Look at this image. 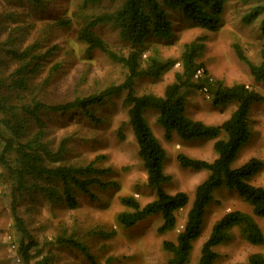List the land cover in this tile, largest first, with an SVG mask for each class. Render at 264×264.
Returning a JSON list of instances; mask_svg holds the SVG:
<instances>
[{"label": "rangeland", "instance_id": "374dc122", "mask_svg": "<svg viewBox=\"0 0 264 264\" xmlns=\"http://www.w3.org/2000/svg\"><path fill=\"white\" fill-rule=\"evenodd\" d=\"M15 1L0 0V48L23 49L37 42L40 53H43L56 45V49L44 57L38 72L29 81L24 97L31 95L47 104L63 103L122 82L125 69L97 50L86 52V46L76 38L75 22L63 28L50 27L53 18L76 6L80 0H44L41 6L17 5ZM251 2L227 0L222 26L212 32L190 25V21L177 11H169L173 24L172 36L164 40L148 38L144 42L146 50L140 64L144 66L143 59L153 54L161 59L174 60V66L159 78L138 77L134 92L137 95H162L165 86L173 81L174 72L180 69L178 61L183 44L204 36L205 47L199 62L204 64L211 80L220 81L225 86L242 83L263 97L262 101L251 104L250 137L238 149L231 166L239 167L252 158L261 161V167L248 182L264 188V82L253 81L248 67L238 59L234 49L235 46L240 48L253 63L260 61L259 50L264 42L262 17H257L250 24L241 19ZM103 4L108 5L106 1ZM95 32L113 49L126 52L130 46L118 37L117 30L112 26H98ZM0 59L4 61L0 65V78L7 83L9 73L17 64L4 52H0ZM7 92L10 102L25 99L18 98L21 94L17 95L14 90ZM123 99L124 93L109 97L103 104L96 106L95 116L99 122H93L83 114L67 117L50 112L41 114L46 124L45 138L52 149L62 138L68 139L61 162L80 166L93 161L95 166L108 169L101 180L110 184L105 188L93 185L89 193L72 188V195L77 202L73 209L65 203H51L36 196L35 200L22 199L16 210L39 244L53 241L58 235H72L85 246V251L98 264L106 261L108 264H167L169 254L162 248V242L175 240L192 204L195 187L208 175L207 170L195 171L182 167L176 156L184 154L193 159L212 161L217 156L213 149L214 139L186 141L175 134L166 139L163 128L156 123L157 110L145 109V121L165 151L163 170L170 180L162 184L161 188L169 194L185 192L188 202L175 212L176 226L173 230L158 232L157 228L162 223L160 214L148 216L132 227L123 228L116 218L118 213L128 210L121 201L123 197L132 196L140 205L155 198L154 189L146 183L145 170L127 123V106ZM234 109L233 103L214 105L211 94L202 89L190 88L187 91L185 115L188 118L207 125H218ZM36 128V124L30 120L24 137L30 136ZM220 137H224V134ZM250 209L234 190H215L212 200L205 206L200 235L192 242L185 264H197L202 243L209 236L213 223L225 212H250ZM255 220L261 227L264 226V219ZM18 240L9 190L0 177V264H23L13 249ZM213 250L218 257L212 264H246L251 254L259 252L264 255V243L259 246L248 243L233 227L230 240L216 245ZM45 254L42 253L37 259ZM51 255L50 264H90L82 251L70 246L54 245Z\"/></svg>", "mask_w": 264, "mask_h": 264}, {"label": "trees", "instance_id": "16d2710c", "mask_svg": "<svg viewBox=\"0 0 264 264\" xmlns=\"http://www.w3.org/2000/svg\"><path fill=\"white\" fill-rule=\"evenodd\" d=\"M108 5H104V2ZM252 1L241 19L250 24L261 16L264 31V0ZM17 5L41 6L44 0H16ZM227 0H80L71 9L52 19L51 28H63L76 23V38L86 46V52L97 50L113 63L125 69L122 82L110 84L100 91L86 96L76 97L72 101L47 104L34 96L27 97L29 81L38 72L44 57L54 51L56 45L43 53L37 42L23 49L0 48L17 65L9 73V81L0 78V177L8 187L11 199V212L19 240L13 246L14 252L23 264H50L54 245L74 247L88 257L90 264H98L85 246L72 235H58L53 241L39 244L16 207L22 199L35 200L42 197L48 202L65 203L73 209L77 206L72 188L89 193L93 185L107 187L101 176L108 169L99 168L91 161L86 165H72L61 162L66 150L67 138H62L55 149L45 138L46 124L43 112L58 114L59 117L83 114L93 122H99L95 116V107L112 96L124 93L123 103L127 106V123L137 147V155L146 174V183L155 191V198L144 205L132 196L123 197L122 203L128 210L117 215V222L123 228L134 226L139 221L154 214H160L162 223L158 232L173 230L176 226L175 212L185 207L188 196L183 191L173 194L165 192L161 186L170 180L164 173L165 151L160 145L144 118L145 109H155L158 114L156 123L164 130V137L170 139L173 134L182 140L214 139L213 149L217 156L212 161L193 159L178 154L176 159L182 167L192 170H207V177L194 189L193 201L186 213L184 225L177 232L174 241L165 240L162 248L169 254L167 264H185L192 249V242L200 235L202 216L205 206L212 200L213 192L220 188L234 190L250 206V212L231 210L225 212L212 225L207 239L202 243L197 264H212L218 257L213 248L231 238V229L236 227L241 237L252 245L264 243V226L255 218L264 219V188L248 182L261 167V161L252 158L245 164L231 166L240 146L250 137V107L253 102L263 100L261 94L249 89L242 83L225 86L220 81L213 82L202 62L204 36L184 43L179 57L180 69L173 74V81L167 84L162 95L134 92L135 80L140 76L159 78L174 66V60L161 59L148 54L141 66V56L146 50L144 42L148 38L169 39L173 34V24L169 11H177L190 21V25L206 31H217L223 22ZM112 26L120 39L130 44L127 51L110 47L100 37L95 28ZM235 53L248 67L254 82H264V42H262L258 63L251 62L243 51L235 46ZM4 61L0 59V65ZM197 70L201 73L196 76ZM48 79H46L47 81ZM206 87L214 105L235 104L229 117L218 125H207L185 115L187 91L190 88ZM6 89V90H5ZM24 97L19 102L9 101V92ZM11 95V94H10ZM30 120L36 124L35 131L27 137L24 134ZM224 134V137H220ZM121 135V134H120ZM122 136V135H121ZM37 196V197H36ZM44 256L39 257L42 253ZM19 259V258H18ZM104 264H108L106 261ZM246 264H264V255L251 254Z\"/></svg>", "mask_w": 264, "mask_h": 264}, {"label": "built area", "instance_id": "2783aa9c", "mask_svg": "<svg viewBox=\"0 0 264 264\" xmlns=\"http://www.w3.org/2000/svg\"><path fill=\"white\" fill-rule=\"evenodd\" d=\"M200 73H201V71H200V70H197V72H196V76H199V75H200ZM202 90L206 91V90H207V88H206V87H204V88H202Z\"/></svg>", "mask_w": 264, "mask_h": 264}]
</instances>
